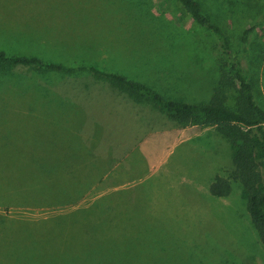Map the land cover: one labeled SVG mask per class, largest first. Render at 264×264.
<instances>
[{"label":"rangeland","instance_id":"obj_1","mask_svg":"<svg viewBox=\"0 0 264 264\" xmlns=\"http://www.w3.org/2000/svg\"><path fill=\"white\" fill-rule=\"evenodd\" d=\"M199 1L228 36L264 108V0ZM29 26L42 28L31 35L43 41L45 62L101 66L168 100L208 102L223 66L216 38L177 0H0V51ZM87 76L30 65L0 69V186L12 178L49 187L41 194L113 196L103 210L82 208L91 197L66 207L0 206L1 215L35 221L0 223V264H264L240 183L231 182L225 197L209 192L214 176L233 168V147L216 127L182 125L150 106V126L132 133L127 156L116 150L112 159L81 154L68 134H52L83 122L66 100ZM80 101L91 107L99 99ZM29 151L35 162L61 164L64 174L13 171ZM50 218L57 222L38 221Z\"/></svg>","mask_w":264,"mask_h":264},{"label":"trees","instance_id":"obj_2","mask_svg":"<svg viewBox=\"0 0 264 264\" xmlns=\"http://www.w3.org/2000/svg\"><path fill=\"white\" fill-rule=\"evenodd\" d=\"M177 1L198 25L213 34L223 56V66L220 67L217 83L206 103L168 100L151 87L127 79L123 75L105 72L82 64L74 66L45 62L37 56L7 55L0 52V69L3 66L10 67L13 65H30L36 66L39 70H52L61 73L87 69L95 77L111 81L136 101H141L144 98L152 99L159 109L165 111L172 120L179 124L191 123L202 128L216 127L233 147L231 160L233 168L226 176L216 174L209 186V192L213 197H225L231 191V182L238 181L244 192L250 220L256 229L261 244L264 246V108L257 103L253 85L249 81L238 56L233 52L228 36L206 11L203 4L199 0ZM230 93H233L232 104H228ZM28 156L26 163H14L13 171L25 172L29 170V175L33 176L40 170L46 173L55 171L61 173L63 170L62 166L58 167L59 164L56 165L50 161H44V164L38 160L35 162L32 159L34 154H31V151H29ZM62 173L64 174V172ZM29 181L10 178L8 182H4V186H0V188L7 193L0 196V206L6 210L10 207L20 209L66 207L80 203L78 201L81 199L91 197L86 194L88 190L79 196H74L75 198H65L64 195L56 194H41L45 191L44 189L50 190L49 187L43 188L38 185L39 182ZM62 181L63 184L71 183L64 179ZM67 189L70 190L71 186H68ZM64 190L65 188H61V191ZM111 199H113L111 193L95 194L92 195L90 202L83 204L87 206L82 208L101 210L107 207L111 208L112 205L106 206V200L110 201ZM55 220L56 218H50L38 221L47 224L50 221L57 222ZM11 222L29 226L35 223L33 220L31 222L25 219L18 222L8 214H0V223L6 225Z\"/></svg>","mask_w":264,"mask_h":264},{"label":"crops","instance_id":"obj_3","mask_svg":"<svg viewBox=\"0 0 264 264\" xmlns=\"http://www.w3.org/2000/svg\"><path fill=\"white\" fill-rule=\"evenodd\" d=\"M33 22L36 21L33 20ZM41 29V27L34 26L24 28L26 32L14 35L13 48L3 49L0 52H4L7 55L46 56L48 51L42 47L43 41H36L31 35V31ZM61 50L66 53L64 47ZM54 62L65 65L70 63L64 60ZM89 66L87 65V67ZM92 67L105 72L111 71L101 66ZM89 72L94 76L91 71ZM92 76L78 79L79 86L83 90L76 97L67 95L68 99L66 100L71 108L79 107L80 112L77 113L83 117V122L78 124L70 122L68 125L70 127L69 132L57 129L52 134L64 136L68 134L71 143L75 145L74 148L77 151L81 154L88 152V155L94 159L107 157L112 159V152H116V150L120 151L119 154L116 152L117 157L121 156V152L124 156H127L128 152L132 150L133 134H138L139 129L150 126L148 119L150 106L157 112L159 107L155 104H147L146 107L142 101H135L127 92H118L120 90L111 81ZM81 98L84 101L86 100L88 104H93V99L95 100L96 98L99 101H96L91 107H82ZM146 101L150 102V100ZM135 129L136 131H134ZM118 134L121 135L119 136L120 139L109 140V135L118 136ZM104 155L107 157H104ZM65 165L63 164V166Z\"/></svg>","mask_w":264,"mask_h":264}]
</instances>
